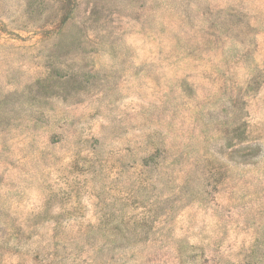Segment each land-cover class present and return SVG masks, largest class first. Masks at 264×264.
Returning a JSON list of instances; mask_svg holds the SVG:
<instances>
[{"label":"rangeland","instance_id":"1","mask_svg":"<svg viewBox=\"0 0 264 264\" xmlns=\"http://www.w3.org/2000/svg\"><path fill=\"white\" fill-rule=\"evenodd\" d=\"M0 264H264V0H0Z\"/></svg>","mask_w":264,"mask_h":264}]
</instances>
